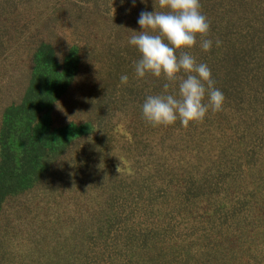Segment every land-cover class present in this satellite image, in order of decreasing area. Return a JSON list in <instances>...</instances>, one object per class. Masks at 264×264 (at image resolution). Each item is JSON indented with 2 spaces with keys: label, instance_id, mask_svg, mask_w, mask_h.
I'll use <instances>...</instances> for the list:
<instances>
[{
  "label": "trees",
  "instance_id": "16d2710c",
  "mask_svg": "<svg viewBox=\"0 0 264 264\" xmlns=\"http://www.w3.org/2000/svg\"><path fill=\"white\" fill-rule=\"evenodd\" d=\"M200 3L225 110L184 128L141 111L153 0H0V264H264V0Z\"/></svg>",
  "mask_w": 264,
  "mask_h": 264
},
{
  "label": "clouds",
  "instance_id": "9594fccd",
  "mask_svg": "<svg viewBox=\"0 0 264 264\" xmlns=\"http://www.w3.org/2000/svg\"><path fill=\"white\" fill-rule=\"evenodd\" d=\"M153 8L140 13L141 31L129 29L132 35L128 39L140 54L134 65L136 77L165 81L161 94L145 98L143 118L152 127H169L177 121L184 128L202 124L209 112L224 111L226 101L211 69L193 55L197 47L204 52L212 49L210 22L200 0H153ZM220 44L216 39V47ZM120 80L126 85L128 76L122 75ZM170 87L178 91L169 92Z\"/></svg>",
  "mask_w": 264,
  "mask_h": 264
}]
</instances>
